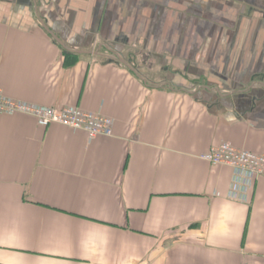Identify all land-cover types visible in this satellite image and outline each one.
Here are the masks:
<instances>
[{"label":"crops","instance_id":"crops-1","mask_svg":"<svg viewBox=\"0 0 264 264\" xmlns=\"http://www.w3.org/2000/svg\"><path fill=\"white\" fill-rule=\"evenodd\" d=\"M0 94L114 120L0 115V264H264V0H0Z\"/></svg>","mask_w":264,"mask_h":264},{"label":"built area","instance_id":"built-area-1","mask_svg":"<svg viewBox=\"0 0 264 264\" xmlns=\"http://www.w3.org/2000/svg\"><path fill=\"white\" fill-rule=\"evenodd\" d=\"M0 115H25L42 127L52 124L84 131L90 139L114 136V120L77 107L45 108L17 102L0 94ZM201 159L213 166H226L254 178L264 176V155L240 150L230 143L211 148Z\"/></svg>","mask_w":264,"mask_h":264},{"label":"trees","instance_id":"trees-1","mask_svg":"<svg viewBox=\"0 0 264 264\" xmlns=\"http://www.w3.org/2000/svg\"><path fill=\"white\" fill-rule=\"evenodd\" d=\"M67 55H68V58H70L71 54H67ZM68 58H67V59H68ZM76 60H77V57H75V58L73 59V62H74V63H71V64H75V63H76Z\"/></svg>","mask_w":264,"mask_h":264},{"label":"rangeland","instance_id":"rangeland-1","mask_svg":"<svg viewBox=\"0 0 264 264\" xmlns=\"http://www.w3.org/2000/svg\"><path fill=\"white\" fill-rule=\"evenodd\" d=\"M262 178V177H261Z\"/></svg>","mask_w":264,"mask_h":264}]
</instances>
